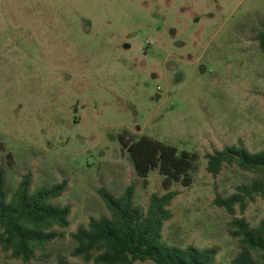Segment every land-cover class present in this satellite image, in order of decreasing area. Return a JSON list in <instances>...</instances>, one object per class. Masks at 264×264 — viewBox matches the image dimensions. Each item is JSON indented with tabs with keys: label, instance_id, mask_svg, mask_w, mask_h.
I'll return each instance as SVG.
<instances>
[{
	"label": "rangeland",
	"instance_id": "1",
	"mask_svg": "<svg viewBox=\"0 0 264 264\" xmlns=\"http://www.w3.org/2000/svg\"><path fill=\"white\" fill-rule=\"evenodd\" d=\"M264 0H0V172L9 199L24 177L31 192L63 181L54 205L70 227L30 263L0 247V264L86 263L72 234L110 216L99 191L135 187L147 211L163 177L138 176L120 138L148 136L198 153L191 187L176 184L164 226L168 246L240 252L232 223L264 221V199L243 213L219 205L256 175L227 166L215 177L206 155L243 142L264 150ZM151 264V263H138Z\"/></svg>",
	"mask_w": 264,
	"mask_h": 264
},
{
	"label": "trees",
	"instance_id": "2",
	"mask_svg": "<svg viewBox=\"0 0 264 264\" xmlns=\"http://www.w3.org/2000/svg\"><path fill=\"white\" fill-rule=\"evenodd\" d=\"M257 40L264 52V30ZM120 142L144 182L153 171H159L166 194H154L148 210L144 211L134 204V186L120 198L105 188L100 189L110 216L92 219L88 226L72 234L76 246L71 255L94 264H218V248L201 250L190 246L183 249L164 242V226L173 218L170 207L178 196L172 189L176 184L193 185L200 155L148 136L140 140L121 136ZM3 150L0 145V152ZM205 158L207 171L215 177L227 166L256 175L250 184L239 186L236 194L219 201L221 207L234 214L235 206L240 205L244 213L257 197L264 199V150L252 153L240 142L238 146L208 153ZM67 185L65 180L32 193L31 175H27L9 199L4 174L0 172V247L11 252L15 259L30 263L38 251L53 244L59 238L55 229L66 230L71 225V206L52 203L64 194ZM232 226L231 234L239 239L240 246L232 264H264V221L253 227L245 218L235 219ZM59 264L68 263L60 260Z\"/></svg>",
	"mask_w": 264,
	"mask_h": 264
}]
</instances>
